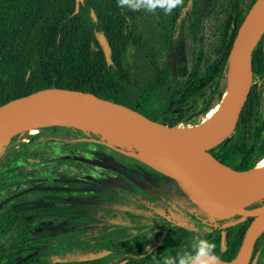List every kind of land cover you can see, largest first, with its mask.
I'll return each instance as SVG.
<instances>
[{"label": "trees", "instance_id": "16d2710c", "mask_svg": "<svg viewBox=\"0 0 264 264\" xmlns=\"http://www.w3.org/2000/svg\"><path fill=\"white\" fill-rule=\"evenodd\" d=\"M254 1L225 0L221 6L224 20L218 57L203 73L194 68L183 82H179L173 78L169 68L165 71L157 68L155 59L134 27L131 13L126 7H119L117 0H82L77 11L75 0H0V106L39 90L60 88L92 93L173 126L171 121L165 120L171 111L213 83L214 90H217L219 83L225 79L237 30ZM189 2L185 0L183 9L194 24L197 17L213 13L220 0H211L204 5L202 0ZM154 16L165 26L158 12ZM172 16L174 22L176 13ZM135 51L142 52L152 67V76L145 83L138 78ZM200 60L201 55H198ZM252 66L253 70L264 69V33L252 52ZM132 89L138 93L134 101L127 94ZM160 89L165 92L161 108L144 111L143 105L152 91ZM259 102V85L253 84L236 126L240 140L239 154L245 159L244 163L235 167L237 171L257 166L248 160L253 152L249 140L252 123L260 115ZM44 139L73 140L70 135ZM9 141L0 145L5 146ZM29 144H32V139L21 146ZM222 155L223 161H228V153L223 151ZM70 184H73L74 190L92 188L87 181H71ZM31 191L54 196V191L49 189ZM28 192L14 195L13 204L3 207L0 213V228L4 232H14L20 239L0 258V264H63V255L72 249L71 242L49 236L29 237L24 233L38 219L55 216L62 208L55 202L32 203ZM224 235L228 242L229 232ZM242 244L241 237L233 244L229 259L240 253ZM256 245L258 248L264 245V231L258 236ZM76 264H105V258L101 256L92 260L84 257Z\"/></svg>", "mask_w": 264, "mask_h": 264}, {"label": "rangeland", "instance_id": "374dc122", "mask_svg": "<svg viewBox=\"0 0 264 264\" xmlns=\"http://www.w3.org/2000/svg\"><path fill=\"white\" fill-rule=\"evenodd\" d=\"M210 1L202 0V3L204 5ZM224 4L225 0H220L219 7L213 13L197 17L194 24L183 8L173 11L176 13L174 22L172 14L166 15L157 9L165 26L157 22L158 18L154 16L156 12L126 8L131 13L134 27L144 46L155 59L157 68L160 71L169 68L173 78L183 82L192 69L197 68L198 72L203 73L218 57L224 20L221 6ZM198 55H201L200 61ZM134 58L138 78L145 83L152 76L149 60L140 51L134 52ZM230 70L231 68L217 90H214L213 83L171 111L165 119L171 121V127L185 129L215 122L211 118L218 111ZM251 84L259 85L260 95V115L252 123L249 140V147L253 148V152L248 162L256 166L264 160L262 67L253 70ZM127 94L133 101L138 98V93L133 89ZM164 100V90H153L143 105L144 111L160 109ZM36 131L20 133L5 146L0 145V213L3 207L13 204L14 195L27 190L28 199L32 203L58 204L62 208L59 214L38 219L24 233L29 237L49 236L71 242L72 249L63 255V264H76L78 260L97 252L98 241L102 235L111 233L112 224H121L130 232L151 225L154 221L155 195L165 196L168 191H183L177 182L176 189L155 171L157 169L147 165L141 158L128 156L121 149L108 146L97 133L70 127H50ZM56 135H70L73 140L61 142L44 139ZM30 139L32 144L21 146ZM239 149L240 140L235 129L230 137L209 151L216 156H220L223 151L227 152L228 161L235 168L245 162ZM132 152L138 153L135 149ZM71 181L100 184L114 194L105 196L81 188L74 190ZM33 189L53 190L54 196L48 197L42 191H31ZM123 214L128 219L122 217ZM90 224L95 225L93 231L88 226ZM19 240L14 232H4L0 228V258L17 245Z\"/></svg>", "mask_w": 264, "mask_h": 264}, {"label": "water", "instance_id": "95a60500", "mask_svg": "<svg viewBox=\"0 0 264 264\" xmlns=\"http://www.w3.org/2000/svg\"><path fill=\"white\" fill-rule=\"evenodd\" d=\"M80 2L82 0H75L76 11ZM263 7L264 0H255L237 30L230 53L231 56L238 46L236 92L232 103L213 124L175 128L92 93L48 88L0 106V144L31 130L70 127L97 134L102 131L128 132L134 138L158 145L192 178L195 194L179 185L208 217L217 220H230L237 216L253 218L242 244L246 246L243 259L223 260V264H248L254 244L264 231V204L249 211L244 207L264 202V189L250 185L241 177L242 171L222 164L209 153V149L221 144L236 129L252 85V52L261 38L254 42L253 21L257 11ZM232 110L233 115L228 117ZM155 169L173 178L166 169ZM215 182L232 187L242 197V202L237 205L223 203L216 193ZM256 257L252 264H255Z\"/></svg>", "mask_w": 264, "mask_h": 264}, {"label": "flooded vegetation", "instance_id": "af4514ba", "mask_svg": "<svg viewBox=\"0 0 264 264\" xmlns=\"http://www.w3.org/2000/svg\"><path fill=\"white\" fill-rule=\"evenodd\" d=\"M209 153L222 164L236 170L229 165V161H223L222 153L220 156H216L210 151ZM155 171L170 181L176 189L178 188L177 180L158 170ZM88 183L92 188L87 191L105 196L114 194L103 185ZM263 204L264 202L253 203L245 206L244 210H253ZM153 213V223L136 232L128 231L121 224H112L111 233L102 235L98 241L97 252L87 257L96 260L104 256L105 264H157V260L162 255L175 256L177 250H190L192 237L200 233L209 241L216 243V252L222 260L231 261L238 256L229 259L234 248L233 244L241 237L244 241L246 230L253 220L250 216H237L230 220L211 219L183 191L180 193L168 191L165 196L156 194ZM122 217L128 219L125 214ZM88 226L92 231L95 229L94 224ZM226 231L230 236L228 242L224 235ZM256 242L248 264H252L256 256L255 264H258L259 261L260 264L264 263V245L258 248ZM148 248L152 249L151 253L146 252ZM153 257L156 259L154 260Z\"/></svg>", "mask_w": 264, "mask_h": 264}, {"label": "bare ground", "instance_id": "6f19581e", "mask_svg": "<svg viewBox=\"0 0 264 264\" xmlns=\"http://www.w3.org/2000/svg\"><path fill=\"white\" fill-rule=\"evenodd\" d=\"M264 33V7L257 11L253 26L252 34L254 42L259 39ZM237 52L238 46L232 51L230 56V73L227 78L226 87L221 95V102L218 111L213 119L215 122L226 111L229 105L233 101L234 94L236 92V80H237ZM234 110L230 112L228 117H231ZM210 122V121H209ZM205 123V122H204ZM211 123V122H210ZM214 123V122H213ZM211 123V124H213ZM208 124V125H211ZM37 132L31 130V133ZM93 133V132H92ZM98 135L108 146L119 148L123 153L129 156H137L141 158L147 165L154 168H164L170 173L179 184L184 186L185 190H190L195 194V185L192 178L186 173L184 167L178 164L173 157H171L163 148L158 145L152 144L145 140L134 138L128 132H114V131H102ZM136 150L138 153L134 154L132 151ZM127 150H131L128 152ZM141 153V154H139ZM241 177L246 180L250 185L264 189V160L256 167L242 171ZM215 189L220 200L227 205H237L242 202V197L229 186H225L221 183L215 182ZM246 251V246L243 245L237 259H243Z\"/></svg>", "mask_w": 264, "mask_h": 264}, {"label": "clouds", "instance_id": "9594fccd", "mask_svg": "<svg viewBox=\"0 0 264 264\" xmlns=\"http://www.w3.org/2000/svg\"><path fill=\"white\" fill-rule=\"evenodd\" d=\"M121 8H130L133 11L147 10L155 13L157 9L162 10L166 15H170L174 10L183 8L185 0H117ZM217 245L214 241H209L202 234L198 233L192 237L190 250H177L175 256L162 255L157 264H223V260L216 252ZM151 253L152 249H146ZM155 260L156 257H153Z\"/></svg>", "mask_w": 264, "mask_h": 264}]
</instances>
